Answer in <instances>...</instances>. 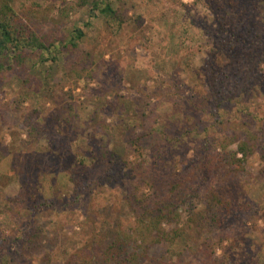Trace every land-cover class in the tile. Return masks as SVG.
<instances>
[{"label":"rangeland","instance_id":"374dc122","mask_svg":"<svg viewBox=\"0 0 264 264\" xmlns=\"http://www.w3.org/2000/svg\"><path fill=\"white\" fill-rule=\"evenodd\" d=\"M81 1L23 0L22 10L50 39L70 41L77 28L85 35L57 62L35 57L0 81V236L31 224L46 236L26 264H92L101 241L137 227L127 202L134 171L178 177L200 156L223 152L216 142L224 133L220 117L249 115L264 132V81L245 90L229 113L204 99L222 0H110L127 17L117 32L100 12L91 18V6ZM254 1L264 13V0L247 6ZM258 11L253 24L264 26ZM262 167L255 153L228 184L233 215L204 190L192 200L194 210H181L186 233L173 247L181 253L174 264H264ZM78 178L83 187L73 203ZM211 181L212 174L204 184ZM143 186L137 190L158 188ZM44 200L52 203L40 205ZM198 211L220 220L207 226ZM5 244L0 264H13L17 245ZM166 249L156 245L151 254Z\"/></svg>","mask_w":264,"mask_h":264},{"label":"trees","instance_id":"16d2710c","mask_svg":"<svg viewBox=\"0 0 264 264\" xmlns=\"http://www.w3.org/2000/svg\"><path fill=\"white\" fill-rule=\"evenodd\" d=\"M248 1L250 0H222L220 7L216 8L219 10L217 22L222 30L215 34L214 41L210 43L212 46L208 55L213 57L215 66L209 72L208 94L204 99L213 103L215 109L221 108L226 113L237 104L236 100L245 90L249 91L264 81V26L253 24V21L256 22L255 8L260 9V19H264V13L261 2L258 4V1H254L249 7ZM22 2L23 0H0V81L6 72L24 67L27 61L35 57L41 64L57 62L63 49L68 46L76 47V40L85 35L83 29L77 28L73 30L70 41L57 37L50 39L40 32L34 19L22 10ZM84 5L91 6V18L95 17L96 11L100 12L113 31H120L127 22L123 11L114 8L110 0H82L79 6ZM256 27L258 31L255 30ZM230 32L231 35L227 36ZM218 57L223 58V62L218 63ZM242 110L238 108L239 112ZM220 118L218 124L224 127V133L216 142L223 152L213 153L209 157L200 156L182 169L178 177L168 178L153 172L146 174L140 168L134 171L138 174L133 175L136 179L135 184H132L135 190L129 189L127 202L136 214L137 227L132 233L118 232L109 241H101L98 251L91 255L92 264H174L175 257H179L181 253H177L173 247L186 233L179 227L181 210H194L192 200L202 190L211 202L217 204L221 212L234 214L226 188L244 172L245 165L255 153L260 155L263 162L260 173L264 176L263 125L251 124L250 120L254 118L249 115L236 121L227 116ZM231 145L236 148L229 149ZM211 174L212 181L205 185L204 181ZM73 181L76 185L73 203H76L83 186L80 178ZM143 183V187L150 185L153 188L158 185V188L153 193L139 192L137 188ZM51 203L44 200L40 205L47 207ZM196 213L199 214L197 218L200 222L207 226L217 224L220 220L217 214L209 218L200 211ZM191 220L195 221L193 218ZM167 225L173 227L169 230ZM45 237L42 226L31 224L17 234L0 236V244H16V250L11 252V260L13 264H26L24 257L42 247ZM156 245L167 248L164 256L151 254ZM86 262L81 264H88Z\"/></svg>","mask_w":264,"mask_h":264}]
</instances>
